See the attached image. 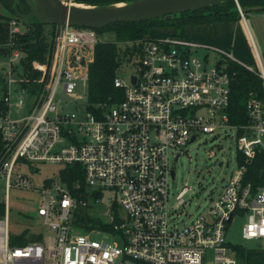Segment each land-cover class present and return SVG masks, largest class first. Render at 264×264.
Masks as SVG:
<instances>
[{
  "label": "built area",
  "instance_id": "obj_1",
  "mask_svg": "<svg viewBox=\"0 0 264 264\" xmlns=\"http://www.w3.org/2000/svg\"><path fill=\"white\" fill-rule=\"evenodd\" d=\"M8 24L0 98V264H238L230 244L240 243L226 239L235 216L246 217L242 238L259 242L240 245L264 248V185L252 192L243 183L246 164L264 151V100L250 91L247 122H229L230 53L221 51L225 58L210 65L206 55L197 56L198 48L208 47L176 36L146 37L128 79L120 71L113 80L122 98L90 107L89 65L96 43L104 41L100 35L55 25L47 60L28 62L15 42L23 33L20 21L12 16ZM258 74L264 84L262 67ZM222 131L236 137V168L211 205L184 221L179 215L191 188L185 180L173 189L172 162L199 133ZM40 162L61 167L37 186L32 176ZM66 165H78L81 176L64 180ZM11 189L38 194L34 225L53 234L52 247L34 230L23 235L24 244L11 243L20 236L10 231ZM106 193L110 207L102 221L88 209ZM85 216L101 224L83 230Z\"/></svg>",
  "mask_w": 264,
  "mask_h": 264
},
{
  "label": "trees",
  "instance_id": "obj_2",
  "mask_svg": "<svg viewBox=\"0 0 264 264\" xmlns=\"http://www.w3.org/2000/svg\"><path fill=\"white\" fill-rule=\"evenodd\" d=\"M92 6H105L119 2H131L133 0H75ZM7 15L0 14V46L8 40V22L16 17L26 27L21 34H17L16 46L25 53V60L45 61L50 55L53 44V30L55 25H48L51 29L46 31L45 23L37 17L31 16L26 21L23 16L31 11L29 0H0ZM237 4L241 7L257 6V11L264 10V0H225L219 5L198 9L195 11L178 12L170 18H153L140 22H113L106 27L94 29L99 35L112 33V40L99 41L95 45L93 61L89 65L88 102L90 107L97 103H114L122 98V90L114 86L113 80L123 69H131L137 64L142 53V43L146 40L151 28L172 27L178 30L184 25L205 24L213 22L237 21L241 15L237 10ZM248 12H244V16ZM176 34H174L175 36ZM48 36V37H47ZM8 52V49H7ZM226 72L229 77V122L233 125H241L247 122L245 101L250 91L264 100V84L259 76V70L245 67L233 59H227ZM1 104V103H0ZM238 134L240 131L237 132ZM2 146L0 135V150ZM238 163L244 159L237 153ZM78 165H66L61 173L64 180L69 177L81 176ZM71 182V180H69ZM243 183H249L252 192L257 187L264 185V151H256L253 159L246 164V172ZM96 195H100L97 193ZM83 230L91 229L100 219L85 216ZM103 227H107L106 225ZM26 239L20 236H12L11 243L24 244ZM234 250L238 264H262L264 262V248L244 247L240 244H230Z\"/></svg>",
  "mask_w": 264,
  "mask_h": 264
},
{
  "label": "rangeland",
  "instance_id": "obj_3",
  "mask_svg": "<svg viewBox=\"0 0 264 264\" xmlns=\"http://www.w3.org/2000/svg\"><path fill=\"white\" fill-rule=\"evenodd\" d=\"M33 3V0H29ZM78 6H88L85 3H79L74 0ZM125 3V2H119ZM117 4V3H114ZM92 6V5H90ZM7 11L0 3V14L7 15ZM248 19V18H247ZM258 24L264 29V16L258 20ZM248 25L254 35L255 42L257 44L261 63H259L255 46L251 41L250 36L247 34L246 43L242 41L238 44L237 50H232L234 60H247V63H251L253 69L261 70L264 69V48L262 49L260 41L255 34L252 26V21L248 19ZM9 26V24H8ZM19 27L22 31L26 30V27L20 21ZM46 31H50L48 25L45 26ZM246 29V27H245ZM52 30V29H51ZM246 33H248L246 29ZM264 36V33L262 32ZM48 37V36H47ZM102 40H112V33L100 34ZM219 46H222L219 44ZM231 52L230 45L223 49H197V56L202 58L205 56V61L213 65L221 59L225 58L223 52ZM249 58V60H248ZM239 62V61H238ZM240 63V62H239ZM8 66V56L0 54V98L3 96V80L2 75L6 71ZM131 69H123L120 75L124 80L128 79V75L131 73ZM7 80V79H6ZM82 101H85L83 96ZM211 135L208 133H199L197 137L190 142L175 162H172V166L175 170V177L171 181L173 189L177 191L182 187L185 180L190 186L191 191L189 192L187 199L188 203L182 213L179 215L180 219L187 221L190 217L188 214L195 215L198 212H202L207 206L211 205L212 200L217 196L222 186L226 183L230 172L236 168L234 160L235 148H236V137L232 131L228 134ZM36 172L32 176V179L37 186L41 184L44 178L57 177L58 170L61 167L60 164H49V163H35ZM2 197V189L0 190V198ZM110 193H106L101 201L96 205H93L88 212L96 217H99L102 221H107L106 212L110 207ZM10 200V231L11 234L25 235L29 231H41L42 240L41 243L47 247H52L53 234L42 226L34 225L38 223L39 217L36 216V208L38 206V194L30 193L26 191H20L11 189L9 192ZM35 220V221H34ZM246 221L245 216H235L226 229V239L232 243H240L244 245H255L259 243L256 240H244L241 235V230L244 222ZM101 237V236H99Z\"/></svg>",
  "mask_w": 264,
  "mask_h": 264
},
{
  "label": "water",
  "instance_id": "obj_4",
  "mask_svg": "<svg viewBox=\"0 0 264 264\" xmlns=\"http://www.w3.org/2000/svg\"><path fill=\"white\" fill-rule=\"evenodd\" d=\"M223 1L225 0H133L121 5L117 3L105 6H77L64 4L60 0H33V3H30L31 11L24 15L23 19L26 21L35 16L47 25L67 23L71 26L100 29L113 22H140L160 17L168 19L174 13L214 7ZM258 8H241L237 4L241 17H244V12ZM0 54H6L3 46H0ZM134 80L135 76H132V81Z\"/></svg>",
  "mask_w": 264,
  "mask_h": 264
},
{
  "label": "crops",
  "instance_id": "obj_5",
  "mask_svg": "<svg viewBox=\"0 0 264 264\" xmlns=\"http://www.w3.org/2000/svg\"><path fill=\"white\" fill-rule=\"evenodd\" d=\"M262 16H264V10H253L246 13L244 17H241V19L237 21L184 25L178 30H175L172 27L151 28L147 37L165 38L174 36V34H176L175 36L177 38L183 39L191 43H197L216 50L223 49L226 46L230 45L231 52L229 53L232 55V50L234 51L235 49H238L237 46L242 41V39L246 43L245 40L248 34L251 38V41L253 42V45L255 46V52L258 61L260 64H262L260 53L254 39V35L250 29V26L248 25V19H250L252 21V26L255 31V34L258 37L261 47L263 49L264 36L262 35V32L264 33V29L262 30V28L258 24V20H260ZM245 27L248 33H246ZM219 44L222 46H219ZM238 61L245 67L253 69L251 63L246 62L247 60L243 61L239 59Z\"/></svg>",
  "mask_w": 264,
  "mask_h": 264
},
{
  "label": "bare ground",
  "instance_id": "obj_6",
  "mask_svg": "<svg viewBox=\"0 0 264 264\" xmlns=\"http://www.w3.org/2000/svg\"><path fill=\"white\" fill-rule=\"evenodd\" d=\"M122 3H118L117 5H121ZM72 5H76V3H72ZM78 6V5H77Z\"/></svg>",
  "mask_w": 264,
  "mask_h": 264
}]
</instances>
